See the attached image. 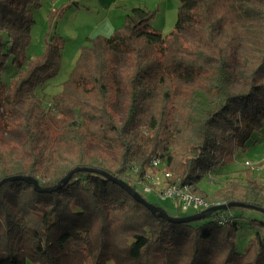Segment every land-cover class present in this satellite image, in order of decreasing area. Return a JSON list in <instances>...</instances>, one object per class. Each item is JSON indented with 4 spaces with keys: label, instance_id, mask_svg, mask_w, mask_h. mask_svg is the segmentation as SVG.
I'll return each mask as SVG.
<instances>
[{
    "label": "trees",
    "instance_id": "obj_1",
    "mask_svg": "<svg viewBox=\"0 0 264 264\" xmlns=\"http://www.w3.org/2000/svg\"><path fill=\"white\" fill-rule=\"evenodd\" d=\"M179 1L166 35L151 24L155 11L132 7L110 35L87 37L44 104L36 89L59 70L65 39L53 27L67 6L49 13L43 51L29 59L31 8L39 0H0V118L13 116L23 136L15 151L0 140V180L31 176L45 189L78 167L109 175L78 170L51 191L6 181L0 264H264V213L254 208L264 209V183L247 174L244 183L230 180L211 193L199 185L204 177L216 182L218 170L264 128V0ZM118 51L126 58L117 74ZM10 57L16 71L3 82ZM92 144L105 150L96 153ZM153 155L172 183L214 204L253 207L181 223L151 214L112 178L154 204L126 174L136 167L139 179ZM247 210L261 215L248 218L256 230L239 251L237 220Z\"/></svg>",
    "mask_w": 264,
    "mask_h": 264
},
{
    "label": "rangeland",
    "instance_id": "obj_2",
    "mask_svg": "<svg viewBox=\"0 0 264 264\" xmlns=\"http://www.w3.org/2000/svg\"><path fill=\"white\" fill-rule=\"evenodd\" d=\"M152 2L155 4V7L148 10L155 11L157 14L156 6H158L160 8V13L157 15L155 14L154 21H151V24L155 26V28H161L163 32H168V30L174 26L177 18V14H173V11L171 13V8H173L171 5H173V2L180 4V1L152 0ZM129 4L134 6L137 5L136 7H143V5H141L142 3L136 2L135 0L129 1ZM64 6H67L66 9H64V13L61 17L55 20L53 27L55 31L65 39L64 46L62 48V57L59 70L55 75L46 81L44 86L38 87L36 89V93L43 100L44 104L50 103L52 95L60 91L61 84L68 78L69 73L71 72L79 54V49L81 46L79 47L78 45L81 42L84 43L86 41L85 37H90L92 34L91 32H93L95 26L97 25L96 22L99 20L95 19V17H100L103 14L102 11H100L97 16L92 14L94 8L93 6L96 8L97 6L99 7L96 0H39V6L31 8L34 22L30 31L31 42L26 49V55L29 59L39 56L43 51V37L48 28L49 13L52 10H59ZM86 7L90 8L91 12L88 13ZM77 9H80V11L77 12V14H74L73 12ZM96 28V30L105 29V22ZM61 32H63V34ZM112 32L113 31H111V33ZM111 33H108V35ZM183 34L185 37L190 38V32L188 30H185ZM125 58L126 54L124 52L118 51L115 53L114 60L116 62L117 74L119 73V70L124 67ZM15 71L16 68L12 64V58L10 57L5 65V70L1 75L2 81H9L14 75ZM123 95L124 93L122 92L118 98V101L114 104V108L116 110H121L122 101L124 98ZM19 106L21 107L22 104ZM13 119V116L10 115L0 118V140L7 146V148L15 151L18 149L20 141L23 140V136L13 125ZM4 123L7 124V127L5 128L3 127ZM247 146V149L244 151L237 149L234 154L233 162L229 165L222 166L218 170V173L216 174L218 180L216 182L211 184L210 181L208 182V178L204 177L200 181L199 185L211 193L217 188L222 187L230 180H236L238 182L244 183L247 174L252 175L258 181L264 183V177L261 178L263 176L262 173H264V128L252 135L250 140L247 142ZM91 148L96 153L102 152L104 149L102 146L95 144H92ZM163 171L169 172L172 177V172L166 168L165 162L157 168H152L148 164L145 173H148L150 176L158 175L162 179ZM126 174H128L131 182L138 187V190L144 194L148 200L164 208L170 215H184L193 211V209H188L177 212L176 208L174 205H172L169 199H160L156 197L154 193H146L143 190V185L138 184L141 181V177L138 179V175L133 172V167L129 168ZM210 202H212V200ZM260 215L261 214L259 211L247 210L245 211L244 218H239L237 220L239 226L237 248L239 251H242L245 248L248 239L256 230L255 227H251L248 224V218L257 217ZM25 264L38 263H33L29 258H26ZM107 264H114V262L109 261Z\"/></svg>",
    "mask_w": 264,
    "mask_h": 264
},
{
    "label": "built area",
    "instance_id": "obj_3",
    "mask_svg": "<svg viewBox=\"0 0 264 264\" xmlns=\"http://www.w3.org/2000/svg\"><path fill=\"white\" fill-rule=\"evenodd\" d=\"M162 164H164V162L158 155H153L150 158L149 165L152 168H157ZM136 171L137 168L133 167V172L135 173ZM162 177L161 179L158 175L150 176L148 173L144 172L138 184L143 185V190L146 193H154L155 196L160 199H169L172 205L181 211L188 209H205L214 204L194 194L189 185L170 182L171 174L169 172L163 171Z\"/></svg>",
    "mask_w": 264,
    "mask_h": 264
},
{
    "label": "water",
    "instance_id": "obj_4",
    "mask_svg": "<svg viewBox=\"0 0 264 264\" xmlns=\"http://www.w3.org/2000/svg\"><path fill=\"white\" fill-rule=\"evenodd\" d=\"M78 170H83V171H96L102 175H105L107 177H109V175L105 174L103 171L101 170H97V169H92V168H86V167H83V168H75L71 171H69L63 178L62 180L60 181V183L56 186V187H52V188H41L39 186V183L38 181L31 177V176H27V177H23V176H12V177H7V178H4L2 180H0V187L8 180H15V179H19V180H23L25 181L26 183H29L33 186V188L36 190V191H51V190H54L56 189L57 187L61 186V183H66L72 176V174L75 172V171H78ZM113 181H115L116 183H119L123 188H125L130 194L131 196L133 197V199L135 201H137L138 203L144 205L149 211L151 214L155 215L157 214L159 217L163 218V219H166L168 220L169 222L171 223H181V222H189V221H193V220H197V219H200V218H203V217H206L208 215H210L212 212L214 211H217V210H225V209H228L232 206H240V207H253L251 205H248V204H244L242 202H230V203H222V204H214L196 214H192V215H185V216H173V215H170L168 214L162 207L160 206H157L155 204H152L148 201H146L145 198H143L137 191H135L134 189H132L127 183L119 180V179H116V178H112ZM255 209L261 211L262 213H264V209L263 208H259V207H255Z\"/></svg>",
    "mask_w": 264,
    "mask_h": 264
},
{
    "label": "crops",
    "instance_id": "obj_5",
    "mask_svg": "<svg viewBox=\"0 0 264 264\" xmlns=\"http://www.w3.org/2000/svg\"><path fill=\"white\" fill-rule=\"evenodd\" d=\"M96 1H97V4L99 5V7L97 6V8H96L95 6H93L94 8H93L92 14L94 16H97L100 13V11H102L103 14L100 17H95V19H99V20L96 22L97 25L95 26L93 32H91L92 33L91 35H97V34L108 35V33H111V31H113L115 28L122 25V23L124 22V16H125L126 11L129 10L131 7L137 6V5L134 6V5L129 4V1H134V0H96ZM135 1L142 3L141 5H143V7H145L146 9H153V7H155V4L152 2V0H135ZM172 4L173 5H171V7H173V8H171V13L173 11V14L174 13L177 14V9H178L179 3L173 2ZM79 11H80V9H77L73 13L77 14V12H79ZM87 12L88 13L91 12L90 8H87ZM156 12H157V14L160 13V8L158 6H156ZM154 18L155 17H153L152 22L154 21ZM103 22H105V29L96 30L97 29L96 27L99 25H102ZM153 27H155V26H153ZM173 27L170 30H168V32L167 31L163 32V30H161V28L156 27V29L160 30L162 34L166 35L172 31ZM61 33L63 34V32H61ZM91 35H90V37H91ZM87 37H89V36H86L85 39ZM84 43L81 42L78 46L80 47Z\"/></svg>",
    "mask_w": 264,
    "mask_h": 264
}]
</instances>
